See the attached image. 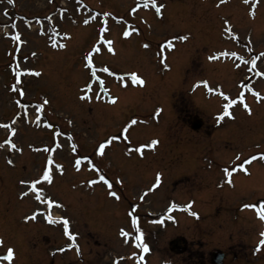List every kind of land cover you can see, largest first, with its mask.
Masks as SVG:
<instances>
[{
	"label": "rangeland",
	"instance_id": "obj_1",
	"mask_svg": "<svg viewBox=\"0 0 264 264\" xmlns=\"http://www.w3.org/2000/svg\"><path fill=\"white\" fill-rule=\"evenodd\" d=\"M160 4L157 15L143 0H0V256L13 248L12 264H138L129 213L139 217L149 245L145 264H215L216 252L225 253L224 264H264V249L255 250L264 232L257 214L264 205V161L245 165L250 175L233 172L232 185L224 171L264 152V100L248 89L264 96V57L248 71L264 53V0ZM105 21L104 39L113 41L115 54L102 45L89 68L85 57ZM125 30L131 33L127 38ZM185 35L186 41L179 39ZM224 51L249 63L237 69L235 58L208 59ZM132 72L144 86L130 82ZM241 92L252 114L234 106V118L219 121L225 103L220 93L237 99ZM85 94L92 99L81 100ZM45 99L49 103L39 111ZM113 137L105 154L97 155L98 145ZM152 140L159 143L149 147ZM49 156L63 172L55 171L43 194L63 205L51 214L69 219L81 255L74 248L59 251L69 243L62 225L26 219L46 206L22 198L26 185L20 181L40 177ZM77 156L97 165L119 199L106 185L90 183L98 174L87 163L75 169ZM157 174L161 182L153 188ZM172 204L178 207L169 211ZM189 204L198 218L180 210ZM121 229L132 233L129 244Z\"/></svg>",
	"mask_w": 264,
	"mask_h": 264
},
{
	"label": "snow or ice",
	"instance_id": "obj_2",
	"mask_svg": "<svg viewBox=\"0 0 264 264\" xmlns=\"http://www.w3.org/2000/svg\"><path fill=\"white\" fill-rule=\"evenodd\" d=\"M226 2H227V0H220L221 4L222 3H226ZM243 2L245 4H248L249 0H243ZM255 2H256V4H258L259 0H255ZM8 3L9 4L13 3V0H8ZM149 5H151V7L155 9V12H156L157 15L161 14V9L164 7L163 4H160L159 6H157V0H143V7L144 8H148ZM253 7H255V5H253ZM132 11L135 12L136 9H133ZM107 15H109V14L106 13L105 16H107ZM250 15H252L253 18H254L255 17V12L252 11L250 13ZM92 19H96V17H92ZM84 23L88 24L89 20L85 19ZM106 25H107V21H105V25L102 26L101 29H100V35H99L98 42L93 45L92 50L85 57V59L87 61V65L86 66L89 67V68L92 67L93 54H100L102 52V45H106L107 46L106 50H107L108 53L115 54V50L113 48V41L104 39V33H106L109 30ZM229 31H231V30L229 29ZM130 35H131V33L129 31H127V30H125L123 32V36L125 38L129 37ZM15 39L19 40L20 36L17 35L15 37ZM179 39L183 40V41H186L188 39V37L186 35L185 36H180ZM53 46L55 47L56 45H53ZM167 46H168V48H172L173 47L171 42H169ZM59 47L60 48H64V47H66V45L65 44H60ZM144 47L147 48V47H149V45L145 44ZM221 57H231V58H235V59L239 60L240 63H237L235 65V67L237 69H239L241 67V64L247 65L249 63L248 60H246L243 56H239L236 52H227V51H224V52H221V53H218V54H215V55H211V56L208 57V59L209 60H218ZM260 57H264V53H260L259 57H256V58L251 60L252 67L249 68L248 71L251 72L253 69H255L257 59H259ZM104 71H108V69L105 68ZM25 74L35 75V76H40L41 75V73H39V72H34L33 73V72H30V71L26 72ZM19 75H20V73L18 72L17 76L19 77ZM128 75L130 77V82L132 84H137V85H140V86H144L145 81L138 74H136L135 72H132V73H129ZM92 76L93 77L96 76L95 71L92 72ZM120 79L122 80L123 77H121ZM17 83H19V80H17ZM201 83H203L204 87L207 88V90L209 92L214 91V89H212V88H210L208 86V82L207 81H202ZM100 84H101V87H102L103 86V81H101ZM248 89H249L250 92H252V95L254 97H256L258 101L264 100V96H261V94L259 92L254 91L252 89L251 85H248ZM13 90H16V89L14 88ZM87 90L89 92L92 90L90 85L87 86ZM19 94L21 96L24 95L23 91H20ZM220 95H221L223 101H225V103H223V106H222L223 107L222 114H220L218 116V120L219 121H223L226 117L234 118L233 117V113L230 111V109H233L234 106H242L243 109H245L247 111L248 115L252 114V110H251L250 106L245 102V96H244L243 92L239 93L237 99H232L227 94H224V93H220ZM96 98L99 99L100 97L97 95ZM80 99L81 100H90V99H92V97L88 96L87 94H85V95H82L80 97ZM109 100L113 104L116 103V99L115 98L109 97ZM48 103H49V101L45 99L42 102V104L37 106L38 110L39 111H43L44 106L47 105ZM21 106L23 107V105H21ZM136 123H137V121H135V120L131 121V125H135ZM131 125H129V126H131ZM46 126L49 127V128H53V125H51L50 123L47 124ZM4 127H8V125H4ZM127 131H128V128H124L123 129V132H127ZM59 135H60L59 132H54V137H58ZM69 139H71V137H69ZM115 139H117V137H113V138L105 141L104 143H100L98 145L96 154L99 155V156H103L105 154V149L109 145H111L113 140H115ZM7 143L10 144L12 149H15L17 151H21L20 149L17 148V145L15 143H12L10 140L7 141ZM55 143H56V148H60L62 146L58 142H55ZM158 143H159L158 140H152L151 144L148 145V146L149 147H155ZM3 147H4V144H0V148H3ZM76 148H77V146L75 144H73L72 145V150L76 151ZM44 151L45 152H49V151H52V149H49V148L46 147L44 149ZM136 151L139 152L141 155H143V153H142L140 148H137ZM235 159L237 161H240L241 158H240L239 155H237ZM257 159H260L261 161H264V152L260 153L259 155H252L251 157L246 158L245 160L241 161L239 165H235L231 171L228 168H225L224 171L226 172L227 177H228L227 183L230 184V185L233 184V181L231 179V177L233 176V172L242 171L245 175H250V172H249L248 168L245 165H250L253 161H255ZM8 163L11 164L12 160L9 159ZM84 163H87V165L90 167V169L95 171L98 174V179H94V180L90 181V183L91 184L102 183L103 185H106L107 188L110 190L109 191V195L119 199L117 193L115 191H111L112 183L110 182V180L107 179L105 177V175L100 174V169L97 167V165L95 163H93V161L89 157H87V156H83V157L77 156V158L74 161L75 169L77 171H80L81 170V166ZM56 170H59L60 173H62L63 172V166L59 165V164H54L53 158L51 156H49L48 160H47V166L44 168V170L42 172V175L40 177H38L37 179L30 180V181H25V180L20 181L21 184L26 185V189L21 193V197L22 198L23 197L32 196V197H34L36 202L46 206L43 209H39L38 208L30 216L26 217V219L27 220H31V221H35V220H37L38 217H42L49 225H62L63 235L67 238L69 243L66 245V247L60 248L59 251L63 252L65 250H70V249L74 248L76 250L77 255H81L80 246L77 243L78 233H75V232L71 231L69 219L66 218V217H61L59 219H55V218H53V216L51 214V210H52L53 207L61 208V207H63V205L58 203L57 201L53 200L50 197L49 198H45V196L43 194V185L45 183L48 184V185L52 184L53 175H54ZM160 182H161L160 174H157L156 181H155V184L153 185V188L158 187ZM143 198L144 197L142 196L141 200H143ZM177 207H178L177 205L172 204L171 208L169 209V211H171L173 209H176ZM244 207L245 208H254L255 209L256 205L245 204ZM190 209H191V204L187 205L185 208H182L180 210L188 211L190 215L198 218V214L195 213V212H191ZM257 214H258V218L261 221H264V205H261L257 209ZM129 215L131 216V225H132V227L134 229V232L136 233L135 238H134V247L136 249L140 250V254L138 256V264H145V255L144 254H147L150 251L149 245L144 240V233L141 230L140 225H139V217L136 216V215H133L132 213H129ZM168 219H173V217L169 216ZM153 223L163 224L164 221L163 220H156V221H153ZM120 235L122 237H125V240H124L125 244H129L130 243L128 237L131 236L132 233H130L128 231H125L124 229H121L120 230ZM260 237H261V239L258 242L257 248L255 249L257 252H259L261 249H264V232L260 233ZM3 243H4L3 240L0 239V246H3ZM133 255H136V254L133 253ZM14 257H15L14 249L9 247L7 249L6 254L3 255V256H0V261H7L8 264H12V261L14 260ZM117 264H119V262H117Z\"/></svg>",
	"mask_w": 264,
	"mask_h": 264
},
{
	"label": "water",
	"instance_id": "obj_3",
	"mask_svg": "<svg viewBox=\"0 0 264 264\" xmlns=\"http://www.w3.org/2000/svg\"><path fill=\"white\" fill-rule=\"evenodd\" d=\"M223 259V254H217L216 255V263L221 264Z\"/></svg>",
	"mask_w": 264,
	"mask_h": 264
},
{
	"label": "bare ground",
	"instance_id": "obj_4",
	"mask_svg": "<svg viewBox=\"0 0 264 264\" xmlns=\"http://www.w3.org/2000/svg\"><path fill=\"white\" fill-rule=\"evenodd\" d=\"M58 216V215H57Z\"/></svg>",
	"mask_w": 264,
	"mask_h": 264
}]
</instances>
